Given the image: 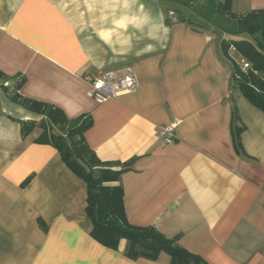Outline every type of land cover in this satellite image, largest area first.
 I'll return each mask as SVG.
<instances>
[{"label":"crops","instance_id":"crops-1","mask_svg":"<svg viewBox=\"0 0 264 264\" xmlns=\"http://www.w3.org/2000/svg\"><path fill=\"white\" fill-rule=\"evenodd\" d=\"M189 4L0 0V70L9 87L25 80L24 97L71 120L90 115L85 140L97 157L129 163L120 181L131 225L155 227L200 264H264V113L234 88L222 50L224 40L251 38L181 8ZM252 10L264 0H231L236 15ZM169 11L184 20L170 24ZM126 66L136 91L90 97L87 76ZM2 84L0 264H171L167 254L129 259L126 240L112 250L92 238L86 183L38 142L41 128L23 136L20 122L42 116L12 103ZM174 123L177 139L164 144L157 129Z\"/></svg>","mask_w":264,"mask_h":264},{"label":"trees","instance_id":"trees-1","mask_svg":"<svg viewBox=\"0 0 264 264\" xmlns=\"http://www.w3.org/2000/svg\"><path fill=\"white\" fill-rule=\"evenodd\" d=\"M208 7L212 12L203 14V17L214 27L233 36L246 34L251 38L224 40L222 50L235 67L234 88L264 113V10L236 15L231 12V0L225 3L210 0ZM183 20L181 17L180 22ZM233 50L237 58L232 55ZM242 60L249 64L247 70L243 69ZM0 81L12 103L42 116L40 122H20L23 136L27 137L36 127L41 128L43 134L38 142L54 147L66 166L86 183V213L93 225L91 236L94 240L112 250H118L120 242L126 240L125 254L131 260L157 261L162 254H167L172 258L171 264L201 263L199 257L181 248L176 240L167 238L155 227H136L129 223L120 181L129 163L116 169L113 163L103 162L97 157L85 140V132L93 123L90 115L71 120L60 107L21 95L19 91L25 80L9 87L6 85L9 77L0 70ZM55 128L59 134L54 133ZM240 133L238 130L237 141Z\"/></svg>","mask_w":264,"mask_h":264},{"label":"built area","instance_id":"built-area-1","mask_svg":"<svg viewBox=\"0 0 264 264\" xmlns=\"http://www.w3.org/2000/svg\"><path fill=\"white\" fill-rule=\"evenodd\" d=\"M170 24H176L180 18L174 11L168 12ZM243 69L247 70L249 64L242 60ZM86 81L91 86L90 97L97 103H103L110 98L130 94L137 90L138 84L132 67L126 66L119 71H109L98 78L87 76ZM9 86V84H7ZM157 137L164 144H171L177 139V123L157 129Z\"/></svg>","mask_w":264,"mask_h":264},{"label":"rangeland","instance_id":"rangeland-1","mask_svg":"<svg viewBox=\"0 0 264 264\" xmlns=\"http://www.w3.org/2000/svg\"><path fill=\"white\" fill-rule=\"evenodd\" d=\"M176 1V0H173ZM181 2H190L189 5H187L186 7H181L183 8L184 11H186L187 13H196L198 15H203V14H209L212 11L210 10V8L208 7L209 5V1L210 0H180ZM216 3H220V0H215ZM207 7V9H206ZM219 16L217 15V18Z\"/></svg>","mask_w":264,"mask_h":264}]
</instances>
